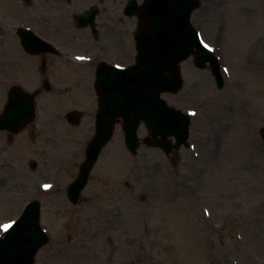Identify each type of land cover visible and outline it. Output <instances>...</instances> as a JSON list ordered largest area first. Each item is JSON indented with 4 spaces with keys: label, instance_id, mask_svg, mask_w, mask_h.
Returning a JSON list of instances; mask_svg holds the SVG:
<instances>
[{
    "label": "rangeland",
    "instance_id": "rangeland-1",
    "mask_svg": "<svg viewBox=\"0 0 264 264\" xmlns=\"http://www.w3.org/2000/svg\"><path fill=\"white\" fill-rule=\"evenodd\" d=\"M11 4L0 0V111L11 83L33 91L44 79L39 58L12 35ZM191 23L220 59L225 87L218 90L191 56L181 64L183 89L162 95L192 115L190 148L175 169L154 149L140 147L133 157L117 127L73 207L62 193L93 135L94 100L55 106L83 114L77 129L66 128L62 158L39 151L43 136L35 131V144L25 134L11 143L0 134V235L38 200L48 243L34 264H264V0H200ZM145 136L142 125L138 137Z\"/></svg>",
    "mask_w": 264,
    "mask_h": 264
},
{
    "label": "water",
    "instance_id": "water-1",
    "mask_svg": "<svg viewBox=\"0 0 264 264\" xmlns=\"http://www.w3.org/2000/svg\"><path fill=\"white\" fill-rule=\"evenodd\" d=\"M147 4L153 11L149 10L142 20L135 64L126 69L109 68L104 72L106 75L98 76L95 86L99 95L97 129L86 148V160L78 178L70 186L69 197L73 204L86 185L100 151L112 137L118 118L122 119L125 146L132 155L139 147L137 128L140 122L146 125L149 137L154 140L151 143L149 138L145 139L147 145L166 153L173 147L168 142L169 137H175V149L187 145L189 117L169 108L160 99L162 93H177L181 89L179 63L194 55V65L203 69L209 63L218 89L224 86L218 60L203 47L190 24V14L198 7V0H175L172 4L148 0ZM22 37V45L30 53L43 52L49 47L32 34L22 33ZM33 117V99L13 88L0 115V130L18 133ZM260 136L264 140V128H260ZM177 161V157L173 158L174 164ZM31 167L34 168V163ZM38 221L39 204L34 201L0 237V264H33L36 252L47 242Z\"/></svg>",
    "mask_w": 264,
    "mask_h": 264
},
{
    "label": "flooded vegetation",
    "instance_id": "flooded-vegetation-1",
    "mask_svg": "<svg viewBox=\"0 0 264 264\" xmlns=\"http://www.w3.org/2000/svg\"><path fill=\"white\" fill-rule=\"evenodd\" d=\"M11 1L7 11L13 23L12 35L18 38V28L23 25L54 46L49 53L33 56L39 58V68L44 73V79L31 92L35 99L42 96L38 103L40 115L20 134L27 135L35 144L38 141L32 136L35 131L43 136L39 151L52 150L56 152L57 159L62 158L60 151L68 145L67 139L70 138L66 128L75 130L77 126H72L66 118L67 113L61 116L63 113L56 107L63 102H79L84 96L92 98L96 105V72L103 65H114L116 59L121 66L127 65L129 54L136 50V35L140 31L141 19L145 17V0H91L84 3L82 0ZM92 8L97 10L94 18L96 33L88 23L87 13ZM1 11L0 19H5ZM83 21L87 26L80 28ZM75 56H82L83 61H76ZM95 118L96 108L92 116L93 130ZM48 128L54 134H49ZM5 134L11 143L15 136ZM70 182L62 193L65 197ZM109 188V181L100 182V193Z\"/></svg>",
    "mask_w": 264,
    "mask_h": 264
},
{
    "label": "snow or ice",
    "instance_id": "snow-or-ice-1",
    "mask_svg": "<svg viewBox=\"0 0 264 264\" xmlns=\"http://www.w3.org/2000/svg\"><path fill=\"white\" fill-rule=\"evenodd\" d=\"M10 227H11V225H5L4 228H3L2 230H3V231H7Z\"/></svg>",
    "mask_w": 264,
    "mask_h": 264
}]
</instances>
